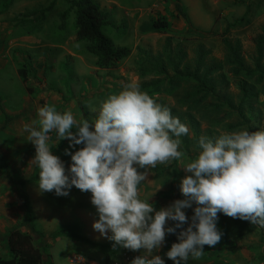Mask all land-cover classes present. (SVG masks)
Wrapping results in <instances>:
<instances>
[{
    "label": "rangeland",
    "instance_id": "obj_1",
    "mask_svg": "<svg viewBox=\"0 0 264 264\" xmlns=\"http://www.w3.org/2000/svg\"><path fill=\"white\" fill-rule=\"evenodd\" d=\"M7 1L0 0V9ZM51 1L13 0L0 12V256H9L7 234L13 229L31 235L45 264H80L70 260L74 255L90 264L142 255L143 249L117 247L115 252H103L95 245L113 242L100 237L91 227L97 217L90 193L73 187L69 196L58 197L37 188L35 176L39 170L31 161L35 149L27 141L23 126L37 119V109L45 104H54L59 111L71 110L77 119H94L100 101L133 78L157 102L174 105L172 93L163 85L151 83L163 75L156 69L157 61L177 48L186 53L185 60L189 62L195 59L199 45L210 51L207 60L212 56L222 59V38L238 40L246 63L252 65L256 40L264 34V0H96L110 14L108 36L116 45L131 49L127 58L110 69L98 68L87 42L76 38L71 14L62 24L58 14L66 5L60 0L41 19L29 14L46 8ZM177 1L185 8L190 24L198 31L210 32L209 38L189 32L185 20L174 16ZM159 16L169 20L167 31L141 30L144 23ZM21 67L32 72L27 81L17 74ZM229 91L236 93L232 83ZM207 124L204 120L199 124L200 137L208 136ZM217 130L212 136L224 132ZM188 134L192 135L190 128ZM51 135L55 143V133ZM66 147L67 141L61 140L52 152L67 168L71 161L64 155ZM196 148L192 146L185 159L194 155ZM160 166L166 169L160 177L147 169L146 180L138 186L140 198L150 197L156 209L182 198L178 185L184 171L179 168L180 162ZM25 199L32 211V223L25 212ZM185 212L192 215L191 209ZM218 215L220 242L215 247L205 246L203 255L198 260L189 259L188 264H264V228ZM174 242L176 236L167 235L165 245L154 253L165 264H173L164 253Z\"/></svg>",
    "mask_w": 264,
    "mask_h": 264
},
{
    "label": "clouds",
    "instance_id": "obj_2",
    "mask_svg": "<svg viewBox=\"0 0 264 264\" xmlns=\"http://www.w3.org/2000/svg\"><path fill=\"white\" fill-rule=\"evenodd\" d=\"M94 111V119H77L71 110L45 104L23 131L35 149L37 188L58 197L69 196L73 187L90 193L97 217L92 229L114 248L144 250L130 264H165L154 253L167 235L176 236L164 253L173 264L198 260L205 246L221 240V213L264 228V127L201 136L195 154L185 159L180 138L188 135V126L142 91L138 79L108 94ZM61 140L67 141V168L52 152ZM171 161L184 171L182 198L156 209L150 197L140 198L138 186L147 169Z\"/></svg>",
    "mask_w": 264,
    "mask_h": 264
},
{
    "label": "trees",
    "instance_id": "obj_3",
    "mask_svg": "<svg viewBox=\"0 0 264 264\" xmlns=\"http://www.w3.org/2000/svg\"><path fill=\"white\" fill-rule=\"evenodd\" d=\"M13 0H8L0 9L3 12ZM66 5L64 11L58 14L62 24L68 16H73V30L76 38L87 42V49L96 58V66L101 69L116 67L120 61L131 54L127 46H119L114 43L106 33V27L110 24V14L103 10L96 0H60ZM56 0L40 10H34L29 14L37 19L45 16V12L53 10ZM174 16H180L186 22L189 32L196 33L200 38H209L210 32L198 31L188 19L183 5L175 3ZM170 22L164 16L152 19L141 26L143 32H165ZM223 58L210 57L207 60L209 50L202 45L196 49L195 59L186 61V53L182 49L168 52L156 63V69L163 74L160 79L152 82V86L163 85V89L173 94L174 105H161L168 107L173 116L179 117L181 122L188 124L192 135L183 136L181 150L187 154L191 147H197L200 137L199 124L207 121L208 136L213 137L217 129L222 131L248 128L257 130L264 127V65H262V51L264 34L256 40V53L252 65L246 63L241 54V46L238 40L231 41L222 38ZM154 66V67H155ZM18 74L23 81H27L32 72L27 68L18 69ZM232 83L236 93L229 91ZM145 86V84H143ZM159 88V87H158ZM28 90V88H27ZM263 96V99H261ZM185 107L183 108V105ZM262 106V108H261ZM199 115V116H197ZM211 132V133H210ZM176 164V161H172ZM155 176L160 177L166 169L157 164L155 168H149ZM35 178H38V173ZM25 212L32 223V211L28 201L24 200ZM103 252H115L113 244H95ZM7 246L9 256L2 258L0 264H45L42 252L35 246L31 235L19 229L10 230L7 234Z\"/></svg>",
    "mask_w": 264,
    "mask_h": 264
},
{
    "label": "built area",
    "instance_id": "obj_4",
    "mask_svg": "<svg viewBox=\"0 0 264 264\" xmlns=\"http://www.w3.org/2000/svg\"><path fill=\"white\" fill-rule=\"evenodd\" d=\"M136 255H133L131 257H125L121 259H115L108 262H104L102 264H130V261L135 257ZM72 262H77L80 264H90L88 261H86L82 256L74 255L70 259Z\"/></svg>",
    "mask_w": 264,
    "mask_h": 264
},
{
    "label": "crops",
    "instance_id": "obj_5",
    "mask_svg": "<svg viewBox=\"0 0 264 264\" xmlns=\"http://www.w3.org/2000/svg\"><path fill=\"white\" fill-rule=\"evenodd\" d=\"M17 74H18V70H17ZM18 76L20 77V75L18 74ZM21 78V77H20ZM22 80V79H21Z\"/></svg>",
    "mask_w": 264,
    "mask_h": 264
}]
</instances>
